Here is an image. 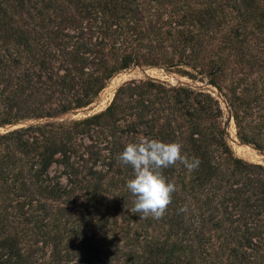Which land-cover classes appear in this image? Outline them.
I'll use <instances>...</instances> for the list:
<instances>
[{
	"label": "rangeland",
	"instance_id": "374dc122",
	"mask_svg": "<svg viewBox=\"0 0 264 264\" xmlns=\"http://www.w3.org/2000/svg\"><path fill=\"white\" fill-rule=\"evenodd\" d=\"M2 122L0 134L20 130L0 139V245L33 250L17 264H264V248L227 232L242 230L230 191L264 171V0H0ZM143 137L199 158L164 175L177 186L168 208L187 207L203 249L131 211L118 156ZM47 154L39 176L57 193L3 184Z\"/></svg>",
	"mask_w": 264,
	"mask_h": 264
},
{
	"label": "trees",
	"instance_id": "16d2710c",
	"mask_svg": "<svg viewBox=\"0 0 264 264\" xmlns=\"http://www.w3.org/2000/svg\"><path fill=\"white\" fill-rule=\"evenodd\" d=\"M5 122H2L0 124H4ZM20 129H14L11 131H8L6 134H0V139L5 138L8 135H11L13 133H17ZM55 153V152H53ZM55 159H52V156L50 154L42 155L40 157L39 162H37L35 168L33 169V173L31 172L28 177H22L19 176L16 180L15 178L8 177L7 175L2 177L1 180L4 185L13 186L16 182V185L19 187H28L29 184H33L36 187L42 188L43 190L47 191L49 194L54 195L59 190L58 188H55L54 186H51L47 183H45V179L42 178L41 174H45L47 169L50 167L52 162H55ZM237 162V160H235ZM5 162L0 159V173L4 171L6 168ZM20 168V166H19ZM241 164L236 165V169H241ZM258 169H261L260 166H257ZM71 174V172H70ZM234 187L230 191V196H228V199L234 202L233 207H236L234 210L237 211L236 216L234 218L238 217L240 218V223L242 224V230L239 231V226H231L229 230H227L228 234L231 235V233H235L234 235L237 236L236 243L238 245H242L243 247H249V250H253L255 247H257L258 250H263L264 248V171H261L259 173L254 172H246L244 173V180L239 183V186ZM220 204V203H219ZM221 205V204H220ZM180 208H167L165 215L163 218L158 219L159 221H166V228H167V236L170 237V235L175 236L176 238H179V235H186L190 237V240H187L188 243H190L191 248L194 250H197L200 246V238L203 236L202 231L200 228H195L192 226L189 228V226H184L185 222V216L183 212L179 211ZM215 211V209L213 207ZM223 211L220 212L219 217H216L214 220V226L217 229H222L221 221L225 220L227 221V218L222 216ZM202 213H199L201 215ZM198 215V216H199ZM222 216V217H221ZM202 217V216H201ZM153 219V218H151ZM214 219V217H213ZM211 220V219H210ZM77 231H83L86 233V230L89 229V221L88 219L85 220V222H82L80 225L76 226ZM85 227V230H83ZM226 230V229H225ZM75 231L74 233H77ZM145 231V230H143ZM145 232H143L144 235ZM136 234V233H134ZM137 235V234H136ZM216 237L219 236V234H215ZM150 238V237H149ZM224 235H221V240H226ZM235 239V238H233ZM253 240V241H252ZM220 242L218 243V245ZM227 244V243H226ZM226 244H222L224 247H227ZM155 243L151 246L153 249L160 250L161 248H156ZM221 245V244H220ZM2 252H0V258L3 259L2 264H17L19 260H22L24 257L31 254L33 251H26L22 254V248H19L14 238L11 236H7L1 243ZM153 249L148 250V253L151 254L153 252ZM203 249V248H202ZM71 251V249H69ZM69 250H67L65 253H69ZM228 251L233 252L234 250L231 248L227 249ZM27 253V254H26ZM130 255V253H129ZM233 255V253H232ZM139 258H141L139 260ZM264 258V253H263ZM125 261H128L129 264H167L166 261H161L158 263L156 259L150 258V257H144L141 254L138 256L136 253H134L133 256H129V258H126Z\"/></svg>",
	"mask_w": 264,
	"mask_h": 264
},
{
	"label": "clouds",
	"instance_id": "9594fccd",
	"mask_svg": "<svg viewBox=\"0 0 264 264\" xmlns=\"http://www.w3.org/2000/svg\"><path fill=\"white\" fill-rule=\"evenodd\" d=\"M180 142H162L143 137L138 142L126 145L118 159L124 166H130L133 177L126 183V188L134 197L132 212L141 218L161 219L172 202L177 190L175 181H170L164 170L176 164L183 165L189 172L199 167L198 157H189L182 153ZM186 212L187 207H181Z\"/></svg>",
	"mask_w": 264,
	"mask_h": 264
}]
</instances>
